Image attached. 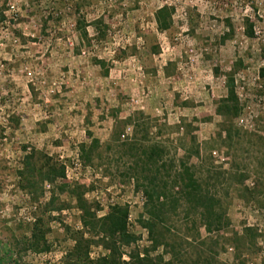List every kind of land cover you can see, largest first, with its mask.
I'll return each instance as SVG.
<instances>
[{"label":"rangeland","instance_id":"obj_1","mask_svg":"<svg viewBox=\"0 0 264 264\" xmlns=\"http://www.w3.org/2000/svg\"><path fill=\"white\" fill-rule=\"evenodd\" d=\"M163 7L171 13L165 31L156 21ZM0 8V264H63L83 230L64 184L84 186L99 217L128 207L136 245L150 246L140 223L148 219L145 198L106 148L116 121L138 113L160 126L151 137L176 159L196 138L201 158L188 163L221 200V236L251 229L237 247L246 264H264V0H0ZM229 75L240 109L234 125L243 132L232 147L218 111ZM92 139L101 147L87 166L80 146ZM31 155L29 163L61 165L65 177L43 183L37 176L27 188ZM51 199L52 208H66L44 214ZM39 218L50 245L40 254L28 249V228ZM105 253L93 243L89 258ZM234 253L227 245L218 259L231 263Z\"/></svg>","mask_w":264,"mask_h":264},{"label":"trees","instance_id":"obj_2","mask_svg":"<svg viewBox=\"0 0 264 264\" xmlns=\"http://www.w3.org/2000/svg\"><path fill=\"white\" fill-rule=\"evenodd\" d=\"M3 20L4 13L0 8V22ZM156 21L161 30H167L171 24L170 9H159ZM101 25L102 21L95 23L98 36L101 35ZM246 34L253 37L251 26L247 27ZM83 36L87 37L85 30ZM259 79L264 92V67L259 70ZM226 88V97L218 102L219 114L225 119L219 127L232 147L243 132L234 125L240 109L231 75L228 76ZM137 115L144 118L143 114ZM136 116L116 121L106 148L110 152L116 150L114 156L117 162L125 166L123 176L131 179L145 198L144 210L148 219L140 223L147 231L150 246L140 249L136 245L137 238L128 228V207L115 205L107 214L99 217L97 213L100 208L85 198L87 189L84 186L64 184L62 193L74 201L75 208L80 212L83 230L73 236L74 245L66 254L63 264H246L237 244L246 240L252 230L246 229L242 235L231 238L221 236L227 224L221 200L197 177L193 166L188 163L192 156L201 158L196 138H191L192 148L176 159L175 154L171 156L162 143L151 137L152 129L160 126H148V119L141 122V118ZM127 128L131 129L130 134L126 133ZM100 147L96 139L80 146L81 157L87 166L93 165L94 156L98 155ZM31 158L32 155L26 162L27 188L33 187L29 179L37 176L43 183H53L65 177V169L61 165H36L29 163ZM54 205L55 200L51 199L45 206L44 214L50 215L53 211L61 212L66 208L65 205L52 208ZM181 213L184 214V220L171 224L173 217H180ZM28 229V249L38 254L49 252V228L43 218L35 220ZM202 229L206 233L204 237L201 235ZM85 234L88 238L84 237ZM95 238L97 241H94ZM93 243L100 245L106 252L96 260L89 258ZM227 245L235 250L231 263L218 259L220 251ZM124 248H130L126 254L127 261L123 260ZM4 254L8 261L11 260L12 253L6 247Z\"/></svg>","mask_w":264,"mask_h":264}]
</instances>
